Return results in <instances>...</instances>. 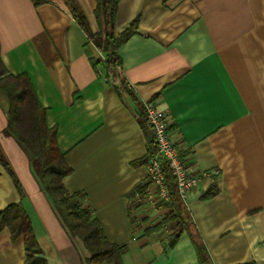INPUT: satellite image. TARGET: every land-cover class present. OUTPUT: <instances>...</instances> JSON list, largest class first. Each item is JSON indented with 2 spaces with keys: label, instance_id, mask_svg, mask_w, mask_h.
Listing matches in <instances>:
<instances>
[{
  "label": "crops",
  "instance_id": "0c3cea01",
  "mask_svg": "<svg viewBox=\"0 0 264 264\" xmlns=\"http://www.w3.org/2000/svg\"><path fill=\"white\" fill-rule=\"evenodd\" d=\"M98 32L96 0H75ZM136 21L117 48L120 79L92 62L103 54L76 24L64 0H0V59L26 75L56 128L71 172L69 193L83 192L106 238L125 245L123 264H264V0H118L115 35ZM153 101L198 186L182 201L200 239L168 227L147 232L166 212L137 197L153 191L141 161L151 130L140 123ZM7 108V106H6ZM0 210L21 203L48 264H84L30 169L25 149L4 134ZM139 195V196H137ZM22 238L0 229V264H23Z\"/></svg>",
  "mask_w": 264,
  "mask_h": 264
},
{
  "label": "trees",
  "instance_id": "16d2710c",
  "mask_svg": "<svg viewBox=\"0 0 264 264\" xmlns=\"http://www.w3.org/2000/svg\"><path fill=\"white\" fill-rule=\"evenodd\" d=\"M47 0H35L36 4ZM76 24L83 30L88 40L103 54L101 62H92L95 70L102 67L105 76L114 80L122 78L120 75L121 60L117 48L135 32L136 21L130 23L121 33L115 35L114 21L118 0H96L94 14L99 31L92 32L88 22L79 9L75 0H64ZM0 90L7 100L6 127L4 134L13 136L16 141L29 153L30 158L37 165V179L39 185L50 197V201L67 228L71 236L78 238L87 255L84 264H123L122 257L126 251L125 245L110 242L103 233L98 221L87 204L83 192L69 193L63 184V179L71 172L66 163L64 154L59 150L56 139V128L48 127L45 121V109L39 103L29 78L24 75H12L7 72L0 59ZM140 123L145 129L151 130L149 150L141 161L147 164L156 152L152 127L146 120L145 105L141 109ZM171 124H168L170 129ZM182 156V152H180ZM0 164L5 167L21 193V188L13 172L9 169L7 161L0 150ZM164 185L169 200L157 204L158 208L166 212L161 218L147 229V232L160 231L168 227L169 243L172 244L184 231L188 233L193 242L199 246V233L186 211L182 201L176 193V183L165 161L161 162ZM149 182V181H148ZM28 214L21 203L10 204L0 210V229L6 227L13 241L21 237L25 260L23 264H48L39 251L33 227ZM206 264V260H202Z\"/></svg>",
  "mask_w": 264,
  "mask_h": 264
},
{
  "label": "built area",
  "instance_id": "2783aa9c",
  "mask_svg": "<svg viewBox=\"0 0 264 264\" xmlns=\"http://www.w3.org/2000/svg\"><path fill=\"white\" fill-rule=\"evenodd\" d=\"M146 120L152 127L156 152L146 164L147 179L153 191L145 188L142 196L137 195L138 201H147L156 206L162 201H168L169 196L164 185L161 162L165 161L168 165L176 183V193L181 201H184L187 193L198 186L199 178L192 174L189 167L180 156V149L176 147L170 137L168 119L165 111L153 101L145 104Z\"/></svg>",
  "mask_w": 264,
  "mask_h": 264
},
{
  "label": "rangeland",
  "instance_id": "374dc122",
  "mask_svg": "<svg viewBox=\"0 0 264 264\" xmlns=\"http://www.w3.org/2000/svg\"><path fill=\"white\" fill-rule=\"evenodd\" d=\"M6 106H7L6 97H5L4 93L0 90V107H2V109L5 111ZM26 153H27V155H29V153L27 151H26ZM28 157L30 159V169H31L30 172H32L36 178L37 177V165H36L35 161H33L32 158H30V155Z\"/></svg>",
  "mask_w": 264,
  "mask_h": 264
}]
</instances>
